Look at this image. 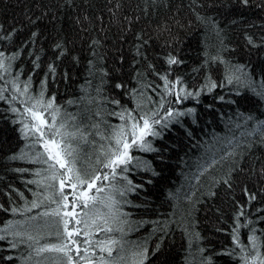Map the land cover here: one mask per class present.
Segmentation results:
<instances>
[{
    "label": "trees",
    "instance_id": "obj_1",
    "mask_svg": "<svg viewBox=\"0 0 264 264\" xmlns=\"http://www.w3.org/2000/svg\"><path fill=\"white\" fill-rule=\"evenodd\" d=\"M34 2L35 0H0V23H4L5 27L15 23L20 28L25 13L31 15L38 12ZM170 2L173 5L171 11L162 9L158 15L153 12L147 20L142 18L134 31L144 28L155 37L156 21L161 23L167 21L172 26V36L165 33L159 43L163 44L165 39L170 42L175 39L183 49L182 55L185 60L173 75L182 77L185 87L189 90L202 89L208 83L206 78L209 77L220 87L211 92L204 89L198 99L189 98L182 104L172 105L178 110L194 107L195 121L191 116L179 117L184 128L172 129L169 125L171 130H162L161 137H147L152 148L159 151L133 149L132 154L141 161V167L132 168L127 175L134 184L142 187L126 193L123 197H116L120 201L118 205L120 218L127 219L129 223L122 225L125 229L123 234L119 231L106 234L93 228L92 238L107 239L111 236L125 245L123 251L119 245L113 251L114 257H123L122 260L118 259L117 264H134L138 259L134 255L135 246L138 244L149 250V260L145 264H163L164 261H167V264H187L188 260H193L195 264V259L199 257L194 258L190 253H196L198 247L206 250L204 254L211 257L212 264L238 262L243 264L240 260L242 256L255 255V250L248 240L252 235L257 237L260 257L264 258V213L256 211L257 208H264V191H261L264 185L255 175L251 180L241 175L235 180L232 191L222 184L215 183L227 176L229 163L221 160L227 152L242 153L254 165L256 159L264 158V151L257 149L252 153L248 152L246 138L243 135L253 129L258 121L264 120V99L252 93L244 83L235 80V76H240L241 81H244L246 73L257 85L264 82V48L257 51L250 47L245 39V36H251L256 44L261 43V37L264 36V9L244 8L234 3V0H217V6L221 7L220 11L216 8L200 9L201 15L207 14L215 19L216 31L219 33L217 36L215 31L206 29L195 19L188 10L189 0ZM42 3L53 12L57 11L53 6V0H42ZM104 3L105 0H74V6L65 10L67 18H64V12H61L60 18L64 19L63 26L66 31L71 19L76 16L82 17L87 14L91 21L84 22L87 32L80 31L75 25L72 26L71 38L75 43H69L70 56L64 58L62 62H57L55 77L47 82L45 99L55 96V103L60 108L58 119L64 120L68 125L67 129L61 131L75 132L76 126H79L86 135L94 134L97 129L92 125L99 124V133L107 135L112 127L124 123L118 116L109 115L111 112L120 111V108L110 101L119 99L128 109L136 108L139 102L135 97L126 94L122 96L119 90L112 89L110 80L101 84L100 75L96 72V68L99 67L111 69L117 66L113 61L116 60L117 48L122 43L117 28L108 26L109 19ZM257 3H260V0H253V4ZM225 5L227 7H222ZM131 11L129 9L130 14ZM100 13L105 14L103 26L97 23ZM173 17L184 24V27L179 28L173 23ZM94 28L96 30H93ZM26 36L27 32L23 31L21 39ZM126 38L127 43L122 44V51L128 56L129 49L132 48V33H126ZM93 39L101 41V46L94 49L97 53L95 56L89 50V43ZM50 44L49 36L48 41L44 43L45 54L41 56V70L31 71L32 57L27 54L28 52L39 54L36 52L40 47L38 44L25 49L20 58L13 61L12 74H6L5 79L11 81L19 75V82L22 84L31 75L29 95H38L47 64L53 58L52 53L48 51ZM4 47L9 52L15 50L7 41L4 42ZM71 56L79 57V63L73 65ZM214 56H219L224 63L206 62L209 57ZM90 60L96 68L89 64ZM240 65L244 66L243 72L236 71ZM157 68H161L159 63ZM65 71L68 73L67 78L63 75ZM130 71L126 61L122 78L130 79L127 76ZM229 75L233 76L231 84L227 83L226 79ZM145 78L149 82L155 80V83L162 84L154 76H148L146 72ZM132 84H135V81ZM0 87L8 89L5 92L8 99L0 101V204L4 206L0 209V235L6 236L5 240L0 241V264H50V260L45 257L55 254L36 256L34 249L38 247L37 244L31 241L21 243V240L26 241V236L17 237L10 234L13 231L27 230L39 238L41 244L45 243L49 239L45 235L47 232L45 221L51 218L41 217L39 213L50 210L55 205L45 201L40 208L27 210L31 207V202L37 199L36 194L42 193L40 199L51 194L46 187L51 183L50 171L47 170L48 165L43 163L42 158L39 161L35 160L36 154L42 153L44 149L34 143V138H25L20 131L23 127L20 121L24 119L22 115L24 105L20 104V100L27 97L19 96L11 84L5 85L3 81H0ZM11 95H17V100L10 101ZM148 96L152 97L153 103L147 107L155 108V102L160 99L159 95L146 88L145 99ZM220 96L224 97L223 101L219 99ZM12 107L20 108L21 113L14 114L11 111ZM50 111L44 113L48 120H51ZM160 114L163 116V111ZM249 115L253 117L252 120H247ZM27 122L31 123V120ZM185 128L191 131V136L185 134ZM88 139L91 143L87 145L79 140L78 136L70 141L73 148L80 150L77 167L81 165L97 167L95 161L97 156L102 154L100 145L108 143L107 140H101V135H88ZM248 139L255 140L256 137ZM22 152H27L32 159H11ZM214 159L220 163L211 166ZM204 168H207V171L201 175ZM16 169L28 171L18 172ZM245 171L247 172V168ZM37 172L40 173L39 176L35 175ZM29 180H38L41 183L29 184ZM245 183L250 188L255 186V191L259 194L258 202L244 204L239 186ZM108 191L106 188L105 195ZM211 191L217 192L218 195L214 198L209 197ZM69 199L71 200V196ZM233 200L236 201L235 205ZM240 205H243L245 214L239 217L242 225L238 232L241 244L237 247L232 241V228L236 223L237 206ZM12 208H17L18 211L13 213ZM98 211L101 218L97 219V224H102L103 218H109L112 227L121 226L112 223L110 218L115 209L98 205ZM32 217L36 219L33 220ZM10 223L13 228H8ZM197 234L200 237L198 241ZM10 242L17 243V247L11 248ZM29 243H33V247L30 248ZM157 244L161 245L163 255L153 258L151 253L155 251ZM229 253L232 255H228ZM100 255L103 254L97 250V258ZM8 256L13 257L11 262L4 259ZM248 264H252L251 259ZM256 264H259V260Z\"/></svg>",
    "mask_w": 264,
    "mask_h": 264
},
{
    "label": "snow or ice",
    "instance_id": "obj_2",
    "mask_svg": "<svg viewBox=\"0 0 264 264\" xmlns=\"http://www.w3.org/2000/svg\"><path fill=\"white\" fill-rule=\"evenodd\" d=\"M234 3L244 8L257 7L264 9V0H260V3L257 4H253V0H234ZM144 5H147V7ZM34 6L38 12H34L31 15L25 13L23 20L20 22V28L15 23L10 27H5L4 23H0V81H3L5 85L11 84L12 89L19 96L27 97L24 100H20V104L24 105L22 112L24 119L20 121L23 123V127L20 131L25 138H34V143L39 144L44 149L42 153L36 154L35 160L39 161L42 158L43 163L48 165L47 170L50 171L49 179L51 183L47 184L46 187L51 191V194L43 196V199H40L42 193L36 194L37 199L31 202V207L27 210L38 209L45 201L50 205L54 204L55 207L39 213L41 217L51 218L45 221V226L47 227L45 235L49 237L45 243L41 244L40 239L27 230L13 231L10 234L17 237L26 236V241L21 240V243L31 241L37 244L38 247L34 249L36 256L55 254L51 257H45L50 260V264H117L118 259L122 260L123 257H114L113 251L117 245L123 251L125 245L111 236H108L107 239H93L94 232L92 229L95 228L97 231L106 234L113 231L124 233L125 229L122 225L129 222L127 219L121 220L118 208L120 201L116 197H123L126 193L142 187V185L134 184L127 175L132 168L141 167V161L132 154L133 149L159 151L152 148L147 137H161L162 130H171L169 125L172 126V129L184 128L182 121L178 119L179 117L191 116L195 121L196 109L194 107L178 110L173 108L172 105L182 104L183 101L189 98L198 99L204 89L211 92L213 89L220 87V85L211 81L209 77L206 78L208 83L202 89L193 91L185 87L182 77L173 75L185 63V60L182 55L183 49L180 48L179 43L175 39L171 42L165 39L163 44L159 43L165 33L172 36V26L167 21L163 23L156 21L157 35L155 37L146 32L144 28L134 31L135 26L140 23L141 19L147 20L152 16L153 12L158 15L162 9L171 11L173 5L170 0H105L104 8L109 19L108 26L109 28L116 27L118 36L122 40L121 45L117 48V58L113 61L117 66L111 69L96 68L92 60L89 61V64L96 68V72L100 75L101 84L106 80H110L112 81V89L119 90V94L122 96L126 94L129 97H135L139 102L136 104V108L128 109L124 107L119 99L110 101L117 105L120 111L111 112L109 115L118 116L124 123L112 127L107 135L99 133V124L92 125V127L97 129V132L94 134L89 133L88 135H101V140H107L108 143L107 145H100L102 154L97 156L95 161L97 167L90 168L84 165L77 167L80 159V150L73 148L70 141L75 140L77 136L85 145L90 144L91 141L88 139V135L79 129V126H76L75 132L61 131V129H67L68 125L64 120L58 119L60 108L55 103V96L45 99V92L48 80L55 77L58 67L57 62H62L64 58L70 56L69 43H75L71 38L72 26L75 25L80 31L87 32L84 22H91L90 17L85 14L82 17L76 16L72 18L66 31L63 26L64 19L60 18L61 12H64V18H67L65 10L74 6V0H53V6L57 9L56 12L44 5L42 0H35ZM212 8H216L217 11L221 10V7L217 6V0H189L188 10L195 16V19L206 29L215 31L218 36L215 19L207 14L201 15L199 11L200 9ZM129 9L132 10L131 14ZM104 19L105 14L100 13L97 17V23L103 26ZM173 23L179 28L184 27V24L175 17H173ZM93 30L96 29L94 28ZM23 31L27 32V36L21 39ZM129 32L133 36L132 48L129 49V55L125 56L122 51V44L127 43L126 33ZM49 36L51 37V44L48 51L52 53L53 58L47 64L44 79L40 82L41 90L39 94L32 96L29 95L31 75L22 84L19 82V75H16L11 81L6 80L5 76L6 74H12L13 61L18 60L25 49L32 48L38 44L40 47L36 52L39 54L33 52H28L27 54L32 57L31 71L37 72L41 70V56L45 54L44 43L48 41ZM245 39L247 44L257 49V51L264 48V36L261 37L260 44H256L251 36H245ZM5 41L12 45L15 50L9 52L4 47ZM100 46L101 41L93 39L89 43V50L95 56L97 53L94 49ZM70 58L73 65L79 63V57L71 56ZM100 59L102 60L103 57H100ZM126 61L128 62V68L131 69L127 74L130 79L122 78ZM209 61L224 63L219 56L209 57L206 62ZM157 63L161 65V68H157ZM243 70V65L236 68L237 72H243ZM145 72L148 76H154L162 84L155 83V80L151 82L146 80ZM63 75L67 78L68 73L65 71ZM226 79L227 83H233L232 75H229ZM235 80L244 83L252 93L264 99V82L257 85L246 73L244 81H241L240 76H235ZM133 81H135V84H132ZM130 84H132L131 87H129ZM146 88L160 97L155 102V108L147 107V105L153 103V99L151 96L145 99ZM158 89L162 90L158 92ZM6 91H8L7 87H0V101L8 99L5 96ZM168 97H173L174 99L168 100ZM219 99L223 101L224 97L220 96ZM16 100L17 95H11L10 101ZM49 110H51L49 113L51 120L46 119L44 115ZM11 111L14 114L21 113V109L17 107H12ZM161 111L164 113L163 116L160 114ZM252 119L251 115L247 117V120ZM28 120H31V123L27 122ZM184 130L186 135H192L190 130L186 128ZM243 135L246 138L245 145L249 153L257 149L264 151V120L258 121L253 129ZM250 137H256V139H248ZM228 143H231V141H228ZM25 158L32 159L27 152L11 157L13 160ZM221 160L229 163L227 176L222 181H216L215 183L222 184L229 191H232L235 180L241 175H244L247 180H251L252 176L255 175L261 184L264 185V158L256 159L254 165L248 161L247 156L232 151L222 156ZM217 163H220V161L214 159L211 166ZM246 168L247 172L245 171ZM16 171L25 172L28 170L16 169ZM204 171H207V168L201 171V175H203ZM35 175L39 176L40 173L37 172ZM153 175H156V173H153ZM28 183L39 185L41 181L29 180ZM239 187L240 195L245 205L259 201V194L255 191V186L250 188L245 183ZM106 188L109 189L107 195H105ZM261 191H264V188ZM20 195L22 196L23 194L21 193ZM217 195L218 193L215 191L209 192V197L214 198ZM69 196H71V200ZM106 202H110V204ZM233 204H236L235 200H233ZM98 205L115 209L110 218L112 223H118L121 226L112 227L109 223V218H103V223L97 224V219L101 218ZM3 208L4 206L0 204V209ZM11 211L15 213L18 209L12 208ZM256 211L257 213H264V208H257ZM244 214L243 205L237 206L236 223L232 228V241L237 247L241 244L238 236L239 229L242 226L239 222V217L244 216ZM31 219L35 220L36 217ZM13 227L11 223L8 225V228ZM129 230H131L130 226ZM217 231H220V229H217ZM5 239L6 236L0 235V241ZM199 239V234H197L196 240L198 241ZM248 240L255 250V255L250 257L242 256L240 260L243 261V264H248L249 259H251L252 264H256L257 260H259V264H264V258L260 257L258 250L257 237L252 235L249 236ZM33 243H29L28 246L30 248L33 247ZM10 247L15 249L17 243L10 242ZM135 247L134 255L138 259L134 264H145L149 260V250L144 245L138 244ZM97 250L103 254L98 258ZM243 250L242 248L241 251ZM205 251L203 247H198L196 253H190L194 258L196 256L199 257L195 259V264H212L211 257L205 255ZM160 255H163V250L161 245L157 244L151 256L155 258ZM228 255H232V253ZM4 259L11 262L13 257L8 256ZM163 264H167V261H164ZM187 264H193V260H188Z\"/></svg>",
    "mask_w": 264,
    "mask_h": 264
}]
</instances>
